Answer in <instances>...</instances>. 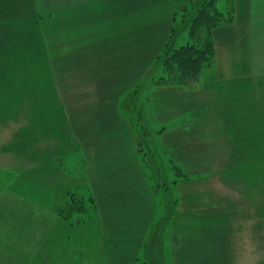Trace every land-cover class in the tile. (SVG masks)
Segmentation results:
<instances>
[{
	"label": "crops",
	"instance_id": "crops-1",
	"mask_svg": "<svg viewBox=\"0 0 264 264\" xmlns=\"http://www.w3.org/2000/svg\"><path fill=\"white\" fill-rule=\"evenodd\" d=\"M153 2L159 9L147 11L152 14L150 22L143 21V9L136 5L132 23L121 27L118 19L101 16L94 5L102 3V13L108 12L111 0H0V98L30 99L23 110V148L11 144L13 171L0 169V264H24L18 261L22 258L29 259L28 264H153L145 248L151 241L150 253L154 251L156 239H151L159 223L158 205L135 144L136 124L126 116L125 105L148 73L156 72L161 46L170 39L172 18L185 1ZM258 3L235 0L233 22L215 29L210 78L205 70L191 87L153 84L152 109L169 146L175 147L169 139L176 132L185 144L191 138L200 144L215 138L221 154L228 155L226 161H233V132L222 131L235 130L234 125L225 121L219 107L209 117L204 83L225 89L221 93L237 92L239 87L243 94H255L240 87L264 78V11L256 10ZM259 38L263 39L258 42ZM143 91L140 88L138 99L148 100ZM4 112L0 107V114ZM7 113L5 120L15 126L11 106ZM142 117L146 122L144 113ZM75 155L86 166L75 170L80 174L73 177L62 159ZM67 176L82 179L78 182H83V190L78 192L94 198L85 212L70 218L58 209L72 183ZM260 208L261 204L255 207ZM216 222L225 231L217 237L222 254L211 251L213 257L199 255L200 261L194 263L193 251L184 255L183 245L184 256L175 253L171 262L257 264L260 259L258 263L264 264V234L259 236L262 248L257 250L256 244L257 219L236 218L225 227L223 220ZM203 239L201 234L198 241ZM163 247L155 264L171 263L164 243ZM256 250L262 252L258 257Z\"/></svg>",
	"mask_w": 264,
	"mask_h": 264
},
{
	"label": "rangeland",
	"instance_id": "rangeland-1",
	"mask_svg": "<svg viewBox=\"0 0 264 264\" xmlns=\"http://www.w3.org/2000/svg\"><path fill=\"white\" fill-rule=\"evenodd\" d=\"M61 1L69 2L73 0ZM184 1L186 3L187 0ZM258 1L260 7L256 10L261 11L262 8L264 11V1ZM217 3L222 11L227 10L226 0H217ZM94 5L101 16L105 15V17L114 20L118 19L117 21H119L121 27L132 23L130 17L136 5L142 7L144 12L143 21L145 23L152 20V14L147 11L152 10L154 12L153 10L159 9L158 3L153 2V0H111V4L107 8L108 12L104 13H102V3L101 5L98 3ZM66 13L70 14L69 12ZM183 29L181 31H178L179 29L175 30L176 36L173 39L172 26V31L169 34L170 39H167L169 41L165 44V47L161 46L159 62L153 68L156 72L148 73L142 84L137 85L130 93L125 105L128 112L126 116L129 119L131 118V120L133 118L136 124L135 144L139 148V153L142 152V164L158 205L156 221H159V223L151 239H156L152 246L154 251L152 254L150 253L151 241L145 248L146 256L149 260L153 259V264L156 262L155 255L158 252L162 254L164 250V247L162 248L163 243L166 256H172L169 258L170 262L171 260L175 262V253L179 257H183L188 254V249L193 251L191 260L194 263L200 261L199 255L213 257L211 251L222 254L221 251H217V237L219 238V235H222L225 231L224 228L221 229V226H217L216 221L219 219L224 221V227L236 218L249 217L253 220L257 219V250L262 248L258 247V245L263 243L259 236L264 234V223L261 219L262 217L258 216V214L264 212L262 210L264 203V78L260 82L241 84L240 88L242 90L255 92V94H250V96L248 93L243 94L239 87H237V92L229 90L221 93L225 89L221 88V91H219L215 88V84L209 83V81L204 83V85L206 84L205 91L208 94L206 105L210 108L209 117L215 116L217 114L215 112L219 107L224 111L225 121L234 125L235 130L222 131L224 134L233 132V143L236 149L233 161H226L228 155L225 153L224 155L221 154L217 148V143L214 141L215 138L208 139L206 141L207 146L204 144L205 141L203 139L201 140V145L199 141L194 143L193 138L191 140L188 139L189 144H185L182 140L183 137L177 135L176 132L169 139L171 143L175 142V147L169 146L166 131L160 130L163 125L152 109V88L157 85L152 81L164 74L160 57H162L166 46L172 44V47L179 48L182 45L183 41H181L182 37L180 36L185 32ZM261 37H264V35H261ZM262 39L259 38L258 42ZM206 73L208 78H210L213 71L209 68ZM159 86L164 87L162 85ZM142 87L143 90H146V92L143 91L142 93H148V100L145 97L138 99L139 90ZM29 100H26L25 97L16 96L0 98V107L5 111L0 114V169L2 171L11 170V151H9L11 150V144L23 148L25 119L23 110ZM167 104L168 100H166L165 105ZM141 105L144 106L142 112L140 111ZM8 106H11L12 111L15 113L14 118H12L15 126L11 125V121L7 123L5 120L9 116L7 113ZM142 113H144L146 122H142ZM224 138L225 141L228 140L225 135ZM195 144L197 146H194ZM172 149L173 154L171 153ZM194 151H196V154H193ZM17 153H19V150L16 151ZM66 157L64 156L62 159L63 167L68 170L71 176H77L81 170L85 169L86 164L83 163V158L79 155H75L74 158ZM223 157L224 160L221 161L220 159ZM189 159L190 161H187ZM17 164L20 163L17 162ZM217 168L219 171H217ZM179 169L182 172H177ZM75 170L80 172L76 173ZM73 177L68 178L67 176V179L72 181ZM60 180L61 177L59 182ZM79 180L82 181V179L74 178L72 183H68L69 188L65 191V203L58 207L64 217L70 218L74 214L76 216L78 211L85 212L87 204L93 203L92 199H90L91 196L89 198L87 194L78 192V188L83 190L82 186L84 185L83 182L79 183ZM12 182H14L13 179L11 180ZM73 183L75 185L70 189ZM58 202L60 203V200ZM253 203L257 207L261 204V208L256 210V206H249ZM84 205L86 206L84 207ZM238 207L241 209L240 211H238ZM249 207H252L251 210L248 209ZM239 222L237 220L236 224ZM259 222L260 224H258ZM205 225L208 226L205 227ZM201 229L203 230L202 232ZM157 234L163 239V243L162 239L156 236ZM201 234L204 239L199 242ZM188 244L190 245L188 246ZM224 244L226 245V242ZM183 245L185 246L184 255L182 252ZM198 247V252H195ZM18 249L15 250L17 253ZM257 250L256 255L258 257V254H262V252L260 253ZM32 260L34 261V259ZM258 260L260 259H257V264H259ZM18 261L28 264L29 259L22 258ZM261 261H263L262 258ZM221 263L231 264V262L226 263L223 260H221ZM170 264L173 263L171 262Z\"/></svg>",
	"mask_w": 264,
	"mask_h": 264
},
{
	"label": "trees",
	"instance_id": "trees-1",
	"mask_svg": "<svg viewBox=\"0 0 264 264\" xmlns=\"http://www.w3.org/2000/svg\"><path fill=\"white\" fill-rule=\"evenodd\" d=\"M227 10L222 11L217 0H187L175 13L173 39L183 28V43L179 48L167 45L162 53L164 74L154 79L162 86H189L197 84L201 74L215 62V29L233 22L235 0H226ZM184 39V40H183ZM177 172H182L181 169ZM94 202L93 196H91ZM86 205H84L85 207Z\"/></svg>",
	"mask_w": 264,
	"mask_h": 264
}]
</instances>
